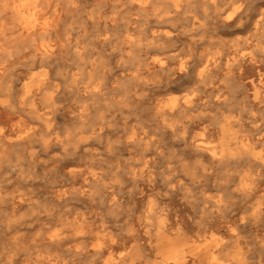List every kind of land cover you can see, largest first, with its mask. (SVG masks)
Wrapping results in <instances>:
<instances>
[{"label": "bare ground", "instance_id": "obj_1", "mask_svg": "<svg viewBox=\"0 0 264 264\" xmlns=\"http://www.w3.org/2000/svg\"><path fill=\"white\" fill-rule=\"evenodd\" d=\"M101 1L104 4L115 3L114 16L90 15L89 19L92 23H101L105 26L117 20L126 3L140 10H144L150 4V0ZM171 3H173L171 6L173 5L176 10L183 7L181 6L182 2L179 0ZM191 3L190 0H187L185 4L190 6ZM237 3L240 4L234 7ZM245 4V0L201 1L202 9L205 12L209 9L216 17L224 16L221 21L223 25L242 21L239 14ZM77 5L78 0H0V162L7 157L12 148L27 144L35 138L44 154H47L50 150H58L59 153L55 156L56 161H62L68 166L63 173L65 183L54 187L51 192V199L54 202L65 206L73 201H90L92 203L91 201L97 193L96 190L99 188L102 191V199L99 204L113 209L119 204L117 188L115 189L109 179L108 181L105 179L104 172L93 168L91 165L82 167L75 160H65L71 147L74 151H77L88 146L91 141L100 138L103 133L102 126H88L85 124L84 119L87 115V107L85 106L86 108L84 107L76 116L82 126L80 125L79 130H76L75 135L72 132L73 136L67 134L62 137L60 136L61 133H58L55 129L58 111L56 101L62 90L64 80L67 82V87L80 90L85 95L95 96L101 91V84L91 78L97 67L95 60L85 61L83 58L84 48L73 39L74 29L63 30L62 28L68 15L76 11ZM150 6L152 7V5ZM259 13L260 15L253 25L255 31L253 34L258 33L260 26L264 23V13H261V11ZM188 16L191 17L190 14ZM165 17L163 20L168 19V16ZM162 26L164 25L162 24ZM166 33L167 31L159 37L165 40L169 39L171 34ZM98 38L102 44L110 40V36L106 31L99 34ZM133 39L129 34H126L121 38L120 44L122 46L135 44ZM149 42L148 45L153 47L154 42ZM161 48L164 47L161 46ZM68 49H71L72 54L78 58V63L75 65L69 64V69L65 73L57 71L55 73V65L59 57ZM130 51L128 49V53ZM210 52L209 54L204 53L205 55L200 57L193 65L190 61H184L182 58L183 61L180 64L178 63L179 65L175 71L176 79H184L192 83L198 91L206 90V86L211 83L212 74L220 65V58L210 55ZM178 53L180 54V52ZM240 55L239 57H231L226 63L227 67L241 69L246 63L249 67L253 66L255 62L253 55L246 59L243 56L240 57ZM86 59H88L87 56ZM164 64L165 62L162 61L158 65L159 69L162 70ZM142 79L144 78L142 77ZM253 83L254 81H251V84ZM219 96L212 98V101H203L202 98L196 96V104L194 103L195 95L189 96L180 105L173 103L175 102L173 101L164 106L165 108L157 106L156 114L159 117H164V115L173 116L175 113L183 115L196 105H205L211 102L217 106L223 102L226 103L227 100L223 101ZM257 96L258 93L255 92V97L257 98ZM84 105L85 102L82 106ZM217 113L219 115V112ZM236 116L238 115L236 114ZM255 117V114L251 117L252 122L256 121ZM193 118L196 121L199 119L194 116ZM216 122L218 121L216 120ZM235 126L234 121L226 120L218 123L215 128L202 126L196 134H193L194 125L163 120L159 124L158 130L179 137V140L189 148L196 159L197 166L194 165L193 168H188V164L182 159H176L175 155H173L175 159L169 158L168 153L165 152L167 158L159 145L157 132L134 126L129 129L123 141L125 147L139 150L138 153L131 156L130 162L128 161L129 165L125 170L127 179L131 183L139 182L153 185L158 181L170 193L181 191L190 193L191 198L193 197L192 200H199L203 209L216 218L222 236L215 239L213 238L214 235L211 234L210 240H205L199 245L196 240L186 237L178 224L176 225L172 223V220L170 221L171 218L169 219V214L165 211V208L157 207L152 201H148L146 203L147 212L146 214H139L138 221L148 222L151 224L153 231L144 230L143 233L141 232L144 240V244L141 245L137 230L130 228L126 234H121L122 230L117 231L114 224L104 219L97 220L92 214H87L85 211L78 209L77 204H73L56 220L55 223L59 228L47 235V244L62 248L65 256L45 255L40 260L36 259L37 261L29 264H250L249 257L251 258L250 255L252 254H250L249 249H252L253 246L248 249L243 245L244 242L242 243L238 236V228L245 224L259 223L258 225L261 224L264 229V195L262 193L257 195L258 184L264 179V131L261 133L257 129L259 124H256V130L260 131L259 137H254L255 139L245 137V139H242L237 136ZM249 136H251L250 133ZM96 152L97 150L93 153ZM4 197L6 198V196ZM10 199L15 206L14 209L29 202V199L21 192L11 194ZM186 200L188 201V199ZM236 200L243 202V211L240 217L238 216V221H231L230 218L227 219V216L234 210ZM210 215H208L209 218ZM256 264H264V260Z\"/></svg>", "mask_w": 264, "mask_h": 264}, {"label": "rangeland", "instance_id": "obj_2", "mask_svg": "<svg viewBox=\"0 0 264 264\" xmlns=\"http://www.w3.org/2000/svg\"><path fill=\"white\" fill-rule=\"evenodd\" d=\"M172 1L175 0H170V2L169 0H150V4L144 10L126 3L121 15L108 26L101 23H92L89 17L90 15L114 16L113 14L116 11L114 2L104 4L101 0H78L76 11L68 15L62 28L63 30L74 29L73 39L84 48L83 58L85 61L95 60L97 67L91 78L101 84V91L95 96L85 95L80 90L67 87V82L64 80L62 90L56 101L58 111L55 129L58 133H61L60 136L62 137L73 133L75 135L81 125L76 116L85 106L87 107H85L87 109V115L84 119L85 124L88 126L101 125L103 129L102 136L77 151H74L71 147L65 160H75L82 167L91 165L93 168L102 170L105 179L107 181L109 179L115 189L117 188L119 204L113 209L99 204L102 199V191L99 188L96 190L97 193L91 201L92 203L90 201H73L65 206L54 202L51 199V192L54 187L65 183L63 173L68 167L64 162L56 161L55 156L58 155L59 151L50 150L47 154H44L35 138L27 144L12 148L7 157L0 162V264H29L40 260L45 255L65 256L62 248L47 244V235L59 228L55 223L56 220L73 204H77L78 209L85 211L87 214H92L97 220L104 219L114 224L117 231L122 230L121 234H126L130 228L137 230L141 245L144 244L141 236L143 231H153L151 224L138 221L139 214H146V203L148 201H152L157 207L165 208V211L169 214V219L171 218L170 221L172 220V223L178 224L185 236L196 240L199 245L205 240H210L212 235L215 239L222 236L216 218L203 209L199 200H192L193 197L191 198L190 193L185 191L170 193L158 181L153 185L139 182L131 183L127 179L125 170L129 165L131 156L138 153L139 150L125 147L123 141L129 129L134 126L157 132L159 145L164 154L165 152L168 153L167 156L172 159H182L188 164V168H193L197 166L196 159L189 148L179 140V137L158 130V126L163 120L194 125L193 134H196L202 126L215 128L218 123L229 120L234 121L236 124L235 132L239 138L259 137V132L264 131V30L262 31L264 23L256 34H253L255 33L253 25L260 15L259 12L264 13V0H245V7L241 9L239 14L242 21L228 25L222 24L223 15L216 17L209 9V12H205L201 6L202 0H190L192 2L190 6L185 4L187 0H179L182 2L181 6L183 7L178 10L174 9L173 5L171 6ZM239 4L237 3L234 7ZM245 9L248 13L245 12ZM189 14L191 17L188 16ZM127 15L128 17H126ZM165 16H168L167 20H163V18H166ZM194 17L196 19H193ZM200 22L202 23L200 24ZM105 31L110 36V40L102 44L99 42L98 35ZM165 31H167L166 34H171V37L167 40L159 37ZM185 33L186 35H184ZM126 34H129L132 39L134 38L133 43L135 44L128 46L120 44L121 38ZM147 41H153L154 46L148 45L150 42ZM161 46L164 48H161ZM128 49L131 50L130 54ZM209 51H211L210 55L220 58V65L212 74L210 86L207 85L206 90L198 91L192 83L184 79H176V68L183 59L184 61H190L193 65L200 57L209 54ZM177 52H180V54H177ZM72 53V50L68 49L59 57L55 65V73H65L69 69V64L75 65L78 63V58ZM172 54H174L173 57ZM218 54L220 55L218 56ZM239 55L245 57V59L253 55L255 58L253 66L249 67L246 63L241 69L227 67V61L231 57H239ZM86 56L88 59H86ZM162 61L165 64L161 70L158 65ZM251 81H254V83L251 84ZM215 86L217 87L215 88ZM255 92L258 93L257 98ZM193 95H195V104L197 103L196 96L202 98L203 101H212V98L220 95L219 97L223 101H227L217 106L211 102L205 104L206 106L196 105L192 108L193 110L190 109L183 115L175 113L176 115L173 116L164 115V117H159L156 114L158 107H164L173 101H175L173 103L180 105L186 98ZM92 98L93 100H91ZM84 102L85 105L82 106ZM217 112H219V115ZM254 114L256 121L252 122L251 117ZM193 116L196 119L199 118L198 122ZM180 119L181 121H179ZM253 123L254 125H252ZM256 124H259L258 128ZM249 133L251 136H249ZM160 135L162 136L160 137ZM215 135L217 134L215 133ZM95 150L98 153H93ZM84 152H87V154ZM173 155H175V158ZM99 157L102 160L98 159ZM263 183L264 179L258 184L257 195H261V193L264 195ZM138 188L139 190H137ZM15 192L25 194L30 203L22 204L14 209L15 206L10 198L11 194ZM235 202L234 210L227 216V219L230 218L231 221H238L243 211V202L240 200ZM258 224L250 223L238 228V236L241 239L240 241L244 242L243 245L248 249L253 246L252 249H249L250 254H252L250 255L251 258L249 257L250 264H256L264 260V229L261 224Z\"/></svg>", "mask_w": 264, "mask_h": 264}]
</instances>
